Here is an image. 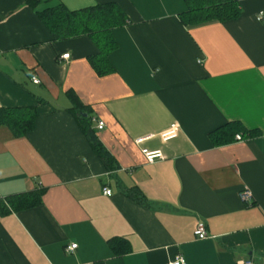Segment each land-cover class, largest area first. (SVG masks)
<instances>
[{
  "label": "crops",
  "instance_id": "1",
  "mask_svg": "<svg viewBox=\"0 0 264 264\" xmlns=\"http://www.w3.org/2000/svg\"><path fill=\"white\" fill-rule=\"evenodd\" d=\"M109 2L128 21L113 28V69L101 75L92 38L55 39L38 11ZM236 2V18L186 26L185 0H0V108L35 112L25 134L0 123V264H264V0ZM70 89L89 106L109 167L70 110ZM230 121L257 135L215 145L210 132ZM174 122L178 135L164 141ZM142 148L163 157L149 163ZM28 192L38 204L11 205Z\"/></svg>",
  "mask_w": 264,
  "mask_h": 264
},
{
  "label": "trees",
  "instance_id": "2",
  "mask_svg": "<svg viewBox=\"0 0 264 264\" xmlns=\"http://www.w3.org/2000/svg\"><path fill=\"white\" fill-rule=\"evenodd\" d=\"M187 10L180 13V19L186 26L201 25L212 21H223L238 17L240 8L236 0H185ZM33 4V3H32ZM40 18L51 31L55 39H64L76 35H89L98 48V53L91 57V62L99 74L112 70L109 54L117 47V42L112 34L115 27L122 26L128 21L125 11L115 2L96 3L88 7L71 10L64 4L47 7L38 11ZM67 95L73 106L70 110L75 115L78 123L93 150L109 167L112 156L98 138L91 125L88 115L89 106L84 105L73 90H68ZM84 113H87L84 116ZM34 110L27 108L2 107L0 108V123L8 125L16 134H25L34 125ZM237 133L244 137L257 135L255 130H247L239 121H230L210 132V138L215 145L225 144L233 139ZM126 194L140 204L148 205L145 195L138 187H132ZM11 205L31 207L39 203L36 193L28 192L17 194L9 200ZM110 246L116 254H121L123 244L119 241H110Z\"/></svg>",
  "mask_w": 264,
  "mask_h": 264
},
{
  "label": "built area",
  "instance_id": "3",
  "mask_svg": "<svg viewBox=\"0 0 264 264\" xmlns=\"http://www.w3.org/2000/svg\"><path fill=\"white\" fill-rule=\"evenodd\" d=\"M61 57L68 58L69 53H64ZM32 80L36 83L39 82V79L37 77H32ZM103 127H104V123L100 120L97 121V128L101 129ZM178 132H179V125L178 123L174 122L170 125V127L167 130L163 131L160 136L164 141H166V140L176 137L178 135ZM243 137L244 136L240 133H237L235 135L236 140H241L243 139ZM143 139H144L143 137H140L137 139V142L139 143ZM142 152L144 153L149 163H152L156 159L163 157V153L159 149L149 150L148 148H142ZM111 192L112 191L110 188L104 187L105 194L111 195ZM241 194H242L241 195L242 199L246 203H248L252 196L251 191L249 189H244ZM195 235L200 239L206 238L208 236L204 222L202 221L198 222L196 229H195ZM76 247H77V243H71L65 247V250L68 253H72L76 249ZM168 264H187V263L182 255H177L174 259L170 260ZM242 264H254V263L251 260H246V261H243Z\"/></svg>",
  "mask_w": 264,
  "mask_h": 264
},
{
  "label": "water",
  "instance_id": "4",
  "mask_svg": "<svg viewBox=\"0 0 264 264\" xmlns=\"http://www.w3.org/2000/svg\"><path fill=\"white\" fill-rule=\"evenodd\" d=\"M87 115V113H84V116H86Z\"/></svg>",
  "mask_w": 264,
  "mask_h": 264
}]
</instances>
